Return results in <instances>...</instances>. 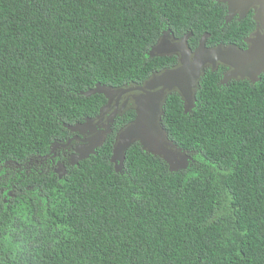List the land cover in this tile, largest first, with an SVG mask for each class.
Instances as JSON below:
<instances>
[{"label":"trees","instance_id":"trees-1","mask_svg":"<svg viewBox=\"0 0 264 264\" xmlns=\"http://www.w3.org/2000/svg\"><path fill=\"white\" fill-rule=\"evenodd\" d=\"M216 0H0V264H264V73L220 84L207 70L188 114L168 97L163 125L190 153L170 172L137 142L110 162L118 116L95 155L68 176L37 177L11 197L8 162L49 153L65 125L98 115L97 84H142L176 64L149 51L171 30L188 44L244 47L255 23H225ZM19 179V178H18ZM29 182H20L22 189Z\"/></svg>","mask_w":264,"mask_h":264},{"label":"water","instance_id":"water-1","mask_svg":"<svg viewBox=\"0 0 264 264\" xmlns=\"http://www.w3.org/2000/svg\"><path fill=\"white\" fill-rule=\"evenodd\" d=\"M219 1L225 3L228 8L226 23L235 15H239L240 22L250 11H254L253 20L257 29L245 40L247 48L243 50L232 44H219L208 48L206 46L208 35L205 34L200 39L199 46L191 51L188 45L191 34L175 40L171 30L164 31L150 49L149 56L153 58L176 56L177 65L153 73L142 84L131 89L135 92L131 98L136 116L116 134L110 162L117 173H122L126 153L137 142L145 152L162 158L170 172L186 170L189 167L193 161L190 153L169 139L164 128V107L170 95L178 94L184 104V113H190L196 106V96L207 69L215 72L220 66L227 68L222 82L224 85L234 80H247L251 83L260 80L264 73V0ZM126 92L123 87L114 88L97 84L80 94L85 97L103 95L107 99V104L99 111L98 116H102L113 101ZM114 120L111 115L99 139L85 151H79L80 160L95 155L103 146L113 131L111 127ZM91 123L93 119L87 118L85 124L77 123L65 127L71 132H82Z\"/></svg>","mask_w":264,"mask_h":264},{"label":"flooded vegetation","instance_id":"flooded-vegetation-1","mask_svg":"<svg viewBox=\"0 0 264 264\" xmlns=\"http://www.w3.org/2000/svg\"><path fill=\"white\" fill-rule=\"evenodd\" d=\"M216 1L218 3L225 5V3L220 2L219 0ZM250 14H252L251 17L253 19V15H254L253 10L250 11L244 19H246ZM226 15H227V10H226ZM226 15H225V23H226ZM238 16L239 15H235L228 23H231L234 20H238ZM256 29H257V25L255 23L252 32L243 39L244 47H242L243 45L241 47L237 45L236 46L240 49L245 50L247 48V44L245 40L249 38L250 35L256 31ZM173 38L175 40L180 39V38H176L174 35ZM189 48L191 51H194L197 47L195 49H192L189 46ZM208 48H212V47H208ZM177 61L174 66L177 65ZM207 70H211V69H207ZM225 72L223 73L222 78L220 80V84L223 86H227L222 84ZM139 85L140 84L122 86L123 89H125L127 92L122 94L120 97L116 98V100H114L113 103L111 104L110 108L107 109V112H105V114H103L102 116H98L99 115L98 113V115H96L95 117L89 118V119H93V123H91L90 125H88V127L83 129L82 132L69 131L68 137L64 139H59L58 142H54L52 145L53 147L52 153H51L52 150L51 147L48 154L31 157L25 160L21 164L9 161L7 167H10L12 171H8L5 174V177L7 178L10 177L11 179L14 180V182H12L13 190L9 192L11 197H16V193L22 194V193L34 191L35 187L33 184H31V182H33L36 185L38 183L37 177L41 178V177H48L53 175H56L59 179L67 177L69 172V166L73 167L75 165H78L79 162L82 161L80 160L79 151H85L99 139L102 132L105 130L106 126L108 125L109 117L112 115L113 120L114 119L116 120L118 116L124 115L131 108H133L132 106L133 100L131 97L132 95H134L135 92L132 91L131 89L134 86H139ZM86 119L85 121L78 123L85 124ZM111 129H113V126L111 127ZM20 182H29V183L26 186L21 187L22 189H20L17 188V186L20 185Z\"/></svg>","mask_w":264,"mask_h":264},{"label":"bare ground","instance_id":"bare-ground-1","mask_svg":"<svg viewBox=\"0 0 264 264\" xmlns=\"http://www.w3.org/2000/svg\"><path fill=\"white\" fill-rule=\"evenodd\" d=\"M121 116V115H120Z\"/></svg>","mask_w":264,"mask_h":264}]
</instances>
